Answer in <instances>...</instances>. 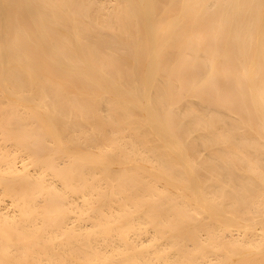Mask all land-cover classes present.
<instances>
[{"label": "bare ground", "instance_id": "1", "mask_svg": "<svg viewBox=\"0 0 264 264\" xmlns=\"http://www.w3.org/2000/svg\"><path fill=\"white\" fill-rule=\"evenodd\" d=\"M0 264H264V0H0Z\"/></svg>", "mask_w": 264, "mask_h": 264}]
</instances>
